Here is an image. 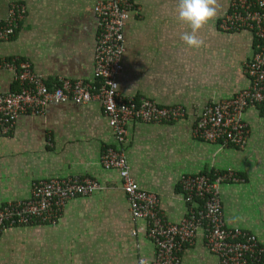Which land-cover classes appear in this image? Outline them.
I'll use <instances>...</instances> for the list:
<instances>
[{"label": "crops", "instance_id": "crops-1", "mask_svg": "<svg viewBox=\"0 0 264 264\" xmlns=\"http://www.w3.org/2000/svg\"><path fill=\"white\" fill-rule=\"evenodd\" d=\"M106 0H0V20L11 3L26 13L15 35L0 42V59L26 62L52 87L60 78L93 83L98 33L96 5ZM230 0L201 30L204 45L189 49L180 39L188 30L177 19V0H132L124 29L118 94L161 107L178 106L175 122L129 121L116 142L98 101L52 103L41 113L21 112L9 133L0 134V207L26 200L33 184L51 179L88 178L97 188L68 201L55 227H6L0 234V264L152 263L155 247L146 222L133 220L123 180L106 168V147L124 152L129 175L157 198L161 216L178 224L195 203L185 201L182 176L231 170L240 181L219 187L225 224L253 235L264 245V102L242 110L248 125L242 147L198 138L196 117L206 105L232 100L250 85L247 63L255 53L247 29L219 26ZM11 71L0 70V94L19 91ZM180 264H219L200 232L179 254Z\"/></svg>", "mask_w": 264, "mask_h": 264}, {"label": "built area", "instance_id": "built-area-1", "mask_svg": "<svg viewBox=\"0 0 264 264\" xmlns=\"http://www.w3.org/2000/svg\"><path fill=\"white\" fill-rule=\"evenodd\" d=\"M95 11L98 33L93 53V83L60 78L50 87L26 62L0 59V70L11 71L20 85L17 92L0 94V134L10 132L21 112L41 113L52 103L71 102L80 106L98 101L119 144L125 141L129 121L175 122L185 116L178 106L161 107L147 99L135 102L118 94L116 78L122 70L124 29L135 10L132 0H106L98 2ZM25 13L22 3L10 4L7 16L0 20V42L15 35ZM219 26L226 31L247 29L256 41L254 56L246 65L250 85L232 100L206 105L196 117L194 133L201 139L242 147L248 125L239 114L250 105L264 102V0H230ZM101 160L104 167L119 171L132 219L146 222L145 232L154 244L155 258L152 263L142 264H180V252L194 242L198 232L219 264H264V245L248 232L225 224L219 187L240 181L231 170L182 176L180 186L185 201L195 203L196 207L190 208L178 224H171L161 216L156 196L140 189L130 178L124 152L108 146ZM96 188L97 184L88 178L37 181L28 199L0 207V234L10 226L55 227L68 201L89 195Z\"/></svg>", "mask_w": 264, "mask_h": 264}, {"label": "clouds", "instance_id": "clouds-1", "mask_svg": "<svg viewBox=\"0 0 264 264\" xmlns=\"http://www.w3.org/2000/svg\"><path fill=\"white\" fill-rule=\"evenodd\" d=\"M220 10L218 0H177V19L188 29L180 39L189 49L198 50L204 45L201 30L215 21Z\"/></svg>", "mask_w": 264, "mask_h": 264}, {"label": "trees", "instance_id": "trees-1", "mask_svg": "<svg viewBox=\"0 0 264 264\" xmlns=\"http://www.w3.org/2000/svg\"><path fill=\"white\" fill-rule=\"evenodd\" d=\"M49 86V85H48ZM52 86H54V84L52 85ZM37 225V224H36ZM31 226H33V225H31Z\"/></svg>", "mask_w": 264, "mask_h": 264}]
</instances>
